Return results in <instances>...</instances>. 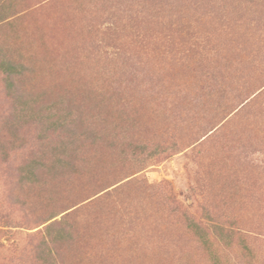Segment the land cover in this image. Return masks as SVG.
<instances>
[{
    "label": "rangeland",
    "instance_id": "1",
    "mask_svg": "<svg viewBox=\"0 0 264 264\" xmlns=\"http://www.w3.org/2000/svg\"><path fill=\"white\" fill-rule=\"evenodd\" d=\"M0 55V264H264V0H0Z\"/></svg>",
    "mask_w": 264,
    "mask_h": 264
},
{
    "label": "trees",
    "instance_id": "2",
    "mask_svg": "<svg viewBox=\"0 0 264 264\" xmlns=\"http://www.w3.org/2000/svg\"><path fill=\"white\" fill-rule=\"evenodd\" d=\"M25 69V66L13 60H9L0 55V72L4 75L5 88L8 93L13 94L16 91L15 87V77L21 74ZM30 174L35 175L34 172L29 171ZM53 227V223L46 225L45 230L41 234L42 237L50 235V230ZM57 235H61V230ZM43 241V240H42Z\"/></svg>",
    "mask_w": 264,
    "mask_h": 264
}]
</instances>
